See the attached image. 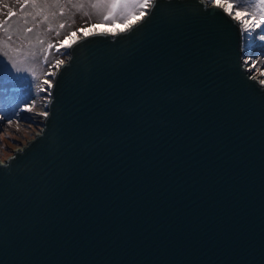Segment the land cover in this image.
<instances>
[{
  "label": "water",
  "instance_id": "95a60500",
  "mask_svg": "<svg viewBox=\"0 0 264 264\" xmlns=\"http://www.w3.org/2000/svg\"><path fill=\"white\" fill-rule=\"evenodd\" d=\"M146 11L52 67L49 115L0 159V264H264V86L236 22Z\"/></svg>",
  "mask_w": 264,
  "mask_h": 264
},
{
  "label": "rangeland",
  "instance_id": "374dc122",
  "mask_svg": "<svg viewBox=\"0 0 264 264\" xmlns=\"http://www.w3.org/2000/svg\"><path fill=\"white\" fill-rule=\"evenodd\" d=\"M23 2L24 0H0V24H4V27L0 28V61L8 64L9 67L15 64L21 69L20 74L26 77L14 82H4V87L0 88V92H7V96L0 97V115L10 118L14 111H17L18 116H31L35 123L26 119H17V116H12L11 126L7 124V121H0L3 125V128H0V159L6 158L8 151L17 149L24 138H33V132H38L39 126H42V116L39 113L46 111L45 100L48 91H39L35 84L44 79L50 80V76H45L44 72H52L53 69L49 67V64L43 63V57L46 51L50 52L49 62L55 64L57 60L66 58L68 49V47H61L60 53L63 55H60L55 48L49 50L48 44L59 46V41L68 44L90 27L109 26L113 28L125 24L119 20L115 23L104 22L101 19L104 10L90 7V0H71V2L61 0L60 3H54V0H48L47 3H44V0H38L36 5L29 4L21 11ZM82 4L83 7H81ZM9 8L16 13L10 19L7 18ZM138 17L134 15L126 23ZM6 20L7 23H5ZM61 23L71 26L60 29ZM28 28H32L33 31L27 32ZM72 32H75V36L65 41V37ZM9 35L12 36L11 41L7 40ZM41 40L43 44L39 43ZM261 47L264 48V45ZM255 51L259 58V50ZM244 59L245 56H243ZM260 67L261 71H264V66ZM252 72L260 76L255 68ZM44 87L47 88V86ZM29 95L37 99L33 110L31 112L18 111V109H24L23 101Z\"/></svg>",
  "mask_w": 264,
  "mask_h": 264
},
{
  "label": "snow or ice",
  "instance_id": "6c2138e0",
  "mask_svg": "<svg viewBox=\"0 0 264 264\" xmlns=\"http://www.w3.org/2000/svg\"><path fill=\"white\" fill-rule=\"evenodd\" d=\"M38 0H24L21 4V11L29 4L36 5ZM48 0H44V3H47ZM61 0H54V3H60ZM71 2V0H69ZM204 2L213 9L212 15H221L226 14V19L230 18L231 21H235V26L239 30V34L242 40V50L245 56L243 64L246 70L250 73L249 79L257 80L261 86H264V71H261L260 66H264V48L261 46L264 45V0H204ZM156 0H90V7L95 9H103L101 19L107 23H115L119 20L121 23L126 24V28L120 29V32H124L126 29H130L132 26L128 25L126 22L132 18L134 15H138L141 18L148 15L146 9H151L155 7ZM84 5L82 4L81 7ZM216 9L222 10V12L215 11ZM63 14V11H61ZM16 13L11 11L9 8L7 12V18L10 19L15 16ZM7 23V20L5 21ZM66 26L70 27L71 25H66L61 23L59 25L60 29H64ZM4 27V24H0V28ZM32 28H28L27 32H32ZM59 35V32H57ZM71 36H75V32H72L69 36L65 37V41L70 39ZM7 40L11 41L12 36H7ZM39 43L43 44L41 40ZM58 45L52 43L48 44V49L53 48L60 53L61 47H71V45L65 44L64 41H59ZM255 50H259V58H257V53ZM50 52H45L43 57V63L49 64V67H56L59 64L64 63L63 60H57L55 64H50L49 57ZM255 68L256 72L260 73V76H257L252 69ZM21 69L17 68L15 64L12 67H9L8 64L0 61V88L4 87L5 81H18L25 79L26 77L22 76ZM34 75V74H33ZM45 76H55L54 72L45 71ZM44 86H47L45 88ZM36 89L39 91H48L52 87V81L49 79H44L42 82L35 84ZM50 96V91L48 92ZM7 92H0V97H6ZM24 109H18V111L27 110L31 112L37 103V99L33 95H29L24 101ZM47 107V105H45ZM43 117L49 115L48 111H42L39 113ZM12 116H17V119H26L33 123L35 121L31 116L21 117L17 115V111H14ZM12 116L10 118L5 115H0V121H7L9 126L12 125ZM0 128H3V125L0 124ZM10 135V133H9ZM15 159V157H13Z\"/></svg>",
  "mask_w": 264,
  "mask_h": 264
},
{
  "label": "bare ground",
  "instance_id": "6f19581e",
  "mask_svg": "<svg viewBox=\"0 0 264 264\" xmlns=\"http://www.w3.org/2000/svg\"><path fill=\"white\" fill-rule=\"evenodd\" d=\"M134 20V19H133ZM133 20H131L129 23H131V22H133ZM104 28H106V30H110V29H113V28H111V27H109V26H101V27H90V29H87L84 33H89L90 31H93V30H101V29H104ZM70 42V41H69ZM68 42V43H69Z\"/></svg>",
  "mask_w": 264,
  "mask_h": 264
}]
</instances>
